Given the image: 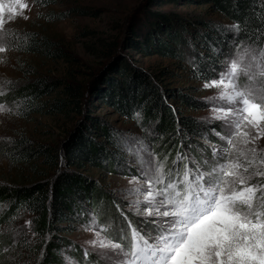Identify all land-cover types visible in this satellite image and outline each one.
<instances>
[{"label":"rangeland","instance_id":"rangeland-1","mask_svg":"<svg viewBox=\"0 0 264 264\" xmlns=\"http://www.w3.org/2000/svg\"><path fill=\"white\" fill-rule=\"evenodd\" d=\"M3 2L6 6L12 5L18 8L16 0H3ZM21 2L28 5V8L23 10L28 19L16 16L13 21L6 24L9 36L6 43L8 51L0 53V60L3 61L0 62V89L6 94L12 87H23L40 77H48L83 84L84 93L87 92L86 97H88L91 86L105 75L109 65L124 59L134 72L150 76L156 86L172 89L176 94L178 92L188 94L199 104L198 107H192L178 97L172 98L169 93L163 95L169 105L178 108L183 115L197 118L204 127L201 137L186 136L180 138V145L173 142L167 145L168 140H157L159 135L156 125L152 123L141 125L138 121L125 117L112 105L92 97L93 107L90 106L86 113L89 116L102 118L119 130L124 137H120L119 147L123 155L120 163L123 164L116 166L115 170L101 167H86L81 170L82 174L99 182L112 197L111 201L104 204L102 208L99 206L98 210L101 208L99 214L96 208L91 209V206H88L90 212L84 216L85 222L79 224L75 231L63 233V236L72 242L65 247L61 263L69 264L71 261L74 264H106L96 255H90L85 260L84 248L90 249L85 242L95 239V231L109 224L113 226V231L102 233V236L113 239L114 242H121L118 239L119 230L121 227L127 229L128 220L132 221L133 227L139 228L143 224L142 217H137L129 211L128 201L136 197L129 196L125 190L134 186L130 184V181L133 177L140 175L139 161L141 158L148 159L147 152H151L161 160L167 156L168 167H171L177 153L188 154L197 160L207 158L211 162L212 152L207 145H215L217 148L225 146L215 133L223 134L226 130L220 121L211 120L213 105L206 99L215 95L217 90L205 89L203 85L205 82L219 79V73L224 70L225 62L236 53L234 51L231 57L223 59L220 65L222 70L212 79L201 80L191 65L192 54H188L186 59H177L155 53H143L130 45L129 38L132 39L136 31L138 33L147 31L152 27L151 22L154 18L160 15L184 18L195 32L204 28V23L207 22L211 28H225L224 26L233 23L223 14L213 11L209 4L200 3V0H176L175 2L60 0L57 4L48 7H40L33 0H21ZM75 8H84L91 14L81 15L76 13ZM61 12L67 16L59 18ZM8 15L6 7L3 13L5 20ZM28 34L48 37L53 41L52 50L64 52L63 56L28 53L19 42L20 40L22 42ZM98 38L102 39L101 43L105 46L109 42L117 41V47L109 57L104 56L106 47L98 43ZM196 51L206 54L209 50L196 47ZM5 95H0V104L5 105L10 111L0 112V182L26 185L36 176L37 179L38 177L43 179L48 173L52 175L54 168L40 162H37L36 172L26 166L12 167L1 147L3 140L26 136L34 145L45 144L60 148L69 138V131L74 129L77 121L83 119L84 115L81 116L75 112L69 116L64 113L51 114L44 109L22 117L18 113L17 103L3 101L2 97ZM57 96L62 95L56 93L46 99L52 100ZM258 147L264 149V138L259 140ZM187 163L185 159L179 165L181 173ZM140 182L143 183V180ZM7 205V203H0V264H40L43 255L42 250L39 251L37 248L39 241L34 232L32 216L21 211L11 220L3 219L1 213L9 208ZM94 216L97 224L94 226V231H89L87 228ZM124 216H127V220ZM128 231L130 234V230ZM21 243L30 245L29 247L21 246ZM76 247L81 252L79 257L74 255Z\"/></svg>","mask_w":264,"mask_h":264},{"label":"trees","instance_id":"trees-1","mask_svg":"<svg viewBox=\"0 0 264 264\" xmlns=\"http://www.w3.org/2000/svg\"><path fill=\"white\" fill-rule=\"evenodd\" d=\"M33 1L40 7H48L60 0ZM200 1L209 4L213 11L223 14L233 24L241 23L245 31L237 36L226 28H211L207 22L204 28L195 32L184 18L160 15L153 16L152 27L147 31L138 33L134 30L133 38H129L130 45L143 53L170 58L186 59L188 54H192L191 65L195 74L201 80L212 79L222 70L220 65L223 59L231 57L236 51V45L254 41L258 35L257 29L264 30V0ZM75 9L81 15L91 14L84 8ZM66 16L63 12L59 14V18ZM101 40L98 38V43L104 47ZM261 41L260 46L264 47V36ZM19 42L28 53L64 54L62 51L54 52L53 41L46 36L28 34ZM105 47L104 56L109 57L117 47V41L109 42ZM196 47L209 51L206 54L198 53ZM84 91L83 84L40 77L26 86L12 87L2 97L5 103H17L18 113L22 117L44 109L51 114L64 113L69 116L75 112L84 115L69 131V138L60 148L34 145L26 136L5 139L1 144L12 167L26 166L36 172L37 162H40L54 168L52 175L48 173L43 179L36 176L26 185L0 182V203L9 206L1 217L11 220L21 211L32 216L34 232L39 241L37 248L42 250L43 255L40 264H62L64 249L72 242L63 233L75 231L79 224L85 222L84 216L90 212L88 206L96 208L99 214L102 206L111 201L112 196L104 187L82 174L81 170L86 167L115 170L116 166L123 164L120 163L123 155L119 148L123 135L102 118L86 113L90 106L93 107L92 97L112 105L125 117L141 125H156L157 140H168L167 145L171 142L180 145V138L186 136L203 135L201 122L193 116L181 114L178 108L168 104L163 95L169 93L172 98L178 97L192 107L199 105L197 101L183 92L176 94L172 89L156 86L150 76L134 72L124 59L109 65L105 75L91 86L88 97ZM56 93L62 96L46 99ZM137 113L140 114L139 119L136 118ZM99 206L101 208L98 210ZM20 245L29 247L30 244ZM79 253L76 247L74 255L79 257Z\"/></svg>","mask_w":264,"mask_h":264},{"label":"snow or ice","instance_id":"snow-or-ice-1","mask_svg":"<svg viewBox=\"0 0 264 264\" xmlns=\"http://www.w3.org/2000/svg\"><path fill=\"white\" fill-rule=\"evenodd\" d=\"M16 3L18 8L0 0V53L8 51L6 24L16 16L28 19V5ZM224 27L237 36L245 31L239 22ZM257 33L254 41L235 46L219 79L203 85L217 90L206 99L213 105L211 120L226 130L215 133L225 146L207 145L211 162L177 153L171 167L167 156L157 159L145 149L148 159H140V175L125 190L136 197L128 201L129 211L143 224L133 227L128 220L127 229L119 230L121 242L102 236L113 231L111 224L103 226L85 242V260L96 255L106 264H264V149L258 147L264 138V30ZM6 110L0 104V112ZM96 224L94 216L87 230Z\"/></svg>","mask_w":264,"mask_h":264}]
</instances>
